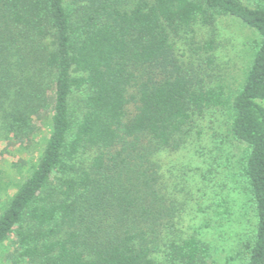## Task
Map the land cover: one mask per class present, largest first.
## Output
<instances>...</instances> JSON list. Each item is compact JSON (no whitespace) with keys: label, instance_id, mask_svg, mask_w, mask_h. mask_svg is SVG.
<instances>
[{"label":"trees","instance_id":"trees-1","mask_svg":"<svg viewBox=\"0 0 264 264\" xmlns=\"http://www.w3.org/2000/svg\"><path fill=\"white\" fill-rule=\"evenodd\" d=\"M226 15L259 37L232 93L209 73ZM198 25L212 35L197 40ZM216 108L244 144L256 217L238 256L264 264V0H0V133L27 138L50 113L42 151L0 209V246L12 240L25 264H214L174 232L155 154L181 148L193 116Z\"/></svg>","mask_w":264,"mask_h":264},{"label":"rangeland","instance_id":"rangeland-1","mask_svg":"<svg viewBox=\"0 0 264 264\" xmlns=\"http://www.w3.org/2000/svg\"><path fill=\"white\" fill-rule=\"evenodd\" d=\"M65 1L71 4V0ZM242 2L252 6L255 0ZM198 26L197 40L212 35L208 27ZM212 31L216 49L210 82L221 83L227 93H232L243 82L259 37L229 15L217 16ZM186 42H178L180 54H189ZM49 116L45 111L34 117L27 138L14 137L5 130L0 133V209L42 151L49 133ZM228 118L225 108L194 115L181 148L159 151L155 159L163 190L177 205L174 232L183 237L194 235L207 247L214 264H244L238 255L256 217L238 168L244 144L229 135ZM15 248L12 240L0 246V264H25Z\"/></svg>","mask_w":264,"mask_h":264}]
</instances>
